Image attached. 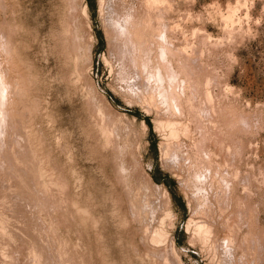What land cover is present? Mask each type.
I'll list each match as a JSON object with an SVG mask.
<instances>
[{"label":"rangeland","instance_id":"rangeland-1","mask_svg":"<svg viewBox=\"0 0 264 264\" xmlns=\"http://www.w3.org/2000/svg\"><path fill=\"white\" fill-rule=\"evenodd\" d=\"M0 152V264H264V0H0Z\"/></svg>","mask_w":264,"mask_h":264},{"label":"bare ground","instance_id":"bare-ground-1","mask_svg":"<svg viewBox=\"0 0 264 264\" xmlns=\"http://www.w3.org/2000/svg\"><path fill=\"white\" fill-rule=\"evenodd\" d=\"M101 2H102V1H101ZM101 2H100V3H101ZM103 2H104V1H103ZM101 4H102V3H101ZM102 5L104 6V4H102ZM85 6H86V5H85ZM86 8H87V7H86ZM86 8H85V9H86ZM85 12H86V11H85ZM128 19H129V18H128ZM128 19H127V20H128ZM130 20H131V18H130ZM132 20H133V19H132ZM132 20H131V22H132ZM146 20H147V19H146ZM125 22H126V20H125ZM128 22H129V21H128ZM131 22H130V23H131ZM134 22H135V21H134ZM145 22L147 23V21H145ZM136 23H137V22H136ZM143 23H144V22H143ZM149 23L151 24L150 21H149ZM127 24H128V23L126 22L125 25L127 26ZM131 25H132V24H131ZM133 25H134V24H133ZM147 25H148V23H147ZM147 25H146V26H147ZM136 26H137V25H136ZM138 26H140V24H139ZM138 26H137V27H138ZM128 27H129V26H128ZM133 27H135V25H134ZM125 28L127 29V27H125ZM130 29H131V28H130ZM123 30L126 32V30H125L124 28H123ZM122 32H123V31H122ZM128 32H129V29H128ZM130 32H131V30H130ZM130 32H129V33H130ZM162 32H163V31H162ZM122 34H124V32H123ZM125 35H126V34H125ZM150 38H151V37H150ZM150 41H151V40H150ZM150 41H149V42H150ZM152 41H153V39H152ZM152 41H151V43H153ZM136 42H137V41H136ZM149 42H148V43H149ZM153 44H154V43H153ZM141 45H142V44H141ZM145 45H146V44H145ZM145 45H144V47H145ZM151 45H152V44H151ZM151 45L149 44L148 46H151ZM148 46H146L144 49L146 50ZM141 47L143 48V46H141ZM148 48H150V47H148ZM147 50H148V49H147ZM146 53H147V52H146ZM124 56H125V55H124ZM126 56H127V55H126ZM122 57H123V56H122ZM125 58H126V57H125ZM128 58H129V57H128ZM130 60H132V58H131ZM168 64H170V63H168ZM134 65H135V64H134ZM166 65H167V64H166ZM170 65L172 66V64H170ZM171 66H168V67H171ZM164 67H165V66H164ZM168 67H167V68H168ZM167 68H165V69H167ZM169 69H171V68H169ZM173 69H174V68H173ZM173 69H172V70H173ZM172 70H170V72H172ZM166 71H167V70H166ZM166 71H165V72H166ZM168 71H169V70H168ZM175 72H176V71H175ZM175 72H174V73H175ZM151 73H152V72H151ZM154 73H155V72H154ZM157 73H158V72H157ZM159 73H160V72H159ZM163 73H164V72H163ZM174 73H173V74H174ZM134 74H135V72H134ZM155 74H156V73H155ZM166 74H167V73H166ZM166 74H164V75H166ZM176 74H177V73H176ZM167 76H168V75H167ZM174 76H176V75H174ZM165 77H166V76H165ZM166 78L168 79L169 77H166ZM166 78H164V79H166ZM170 78H172V76H171ZM173 79H174V78H173ZM168 80H169V79H168ZM168 80H165V81H168ZM170 80H172V79H170ZM174 81H175V79H174ZM174 81H173V82H174ZM170 82H171V81H170ZM177 86H178V85H177ZM178 87H179V86H178ZM182 88H185V87L183 86ZM171 90H172V89H171ZM184 91H185V90H184ZM171 92H172V91H171ZM175 94H176V93H175ZM207 94H208V93H207ZM209 94H211V93H209ZM205 95H206V94H205ZM205 97H206V96H205ZM195 111H196V110H195ZM193 112H194V110H193ZM195 113H196V112H195ZM194 115H195V114H194ZM197 115H198V114H197ZM6 116H7V115H6ZM6 118H7V117H6ZM6 118H4L5 121H6ZM7 119H8V118H7ZM167 120H169V119H167ZM165 121H166V120H165ZM7 122H8V121H7ZM7 122H5V123H7ZM169 122H170V120H169ZM169 122L167 121V123H169ZM160 123H161V122H160ZM172 123H173V122H172ZM8 124H9V123H8ZM170 124H171V123H170ZM168 125H169V124H168ZM174 125H175V124H174ZM170 126H172V124H171ZM168 128H169V127H168ZM171 128H172V127H171ZM9 129H10V128H9ZM18 130H19V129H18ZM18 130H17V131H18ZM172 130H173V131H172ZM13 131H14V130H13ZM171 131H172V133H174V129H173V128L171 129ZM171 131H170V132H171ZM104 132H105V131H104ZM13 133H14V132H13ZM13 133H12V134H13ZM175 133H176V132H175ZM10 135H11V134H10ZM164 135H168L167 132H166V134H164ZM103 136H104V135H103ZM12 137H13V136H12ZM164 137H165V136H164ZM21 138H23V136H21ZM8 139H9V138H8ZM18 139H19V138H18ZM10 140H11V139H10ZM108 140H109V139H108ZM6 141H8V140H6ZM16 141H18V140H16ZM16 141H15V143H16ZM167 141H168V140H167ZM164 142H165V141H164ZM170 142H171V141H170ZM165 143H166V142H165ZM9 144H10V143H9ZM18 144H19V143H18ZM162 144H163V143H162ZM12 145H15V144H12ZM172 145H173V144H172ZM10 146H11V145H10ZM15 146H16V145H15ZM167 148H169V147H167ZM167 148H166V149H167ZM19 149H20V147H19ZM162 149H163V147H162ZM21 150H22V148H21ZM163 150H164V149H163ZM171 150H172V148H171ZM13 151H14V150H13ZM16 151H17V150H16ZM23 151H24V150H23ZM5 152H6V151H5ZM162 152H163V151H162ZM0 153H1V152H0ZM3 153H4V151H2L1 156L3 155ZM8 153H9V152H8ZM11 153H12V152H11ZM11 153H10V154H11ZM169 153H170V152H169ZM5 154H6V153H5ZM5 154H4V155H5ZM13 154H15V152H14ZM6 155H7V154H6ZM195 155L197 156V151H196ZM10 156L13 158L12 155H10ZM10 156L8 155V156H7V159H8ZM20 156H21V155H20ZM162 156H164V154H163ZM198 156H199V155H198ZM198 156H197V157H198ZM2 157H3V156H2ZM11 157H10L8 160H10ZM165 157H166V156H165ZM0 158H1V157H0ZM19 158H20V157H19ZM169 158H170V157H168V159H169ZM198 158H199V157H198ZM198 158H197V159H198ZM2 159H5V160H6V157L4 156V158H1L0 161H2ZM5 160H3V161L5 162ZM6 161H7V160H6ZM16 161H17V160H16ZM26 161H27V160H26ZM4 162H2V163H4ZM8 162H9V161H8ZM8 162H7V164H8ZM10 162H14V161H12V159H11ZM11 164H12V165H11V167H12L14 164H13V163H11ZM15 164H16V163H15ZM5 165H6V163H5ZM6 166H8V165H6ZM19 166H20V165H19ZM11 167H10V169H11ZM0 168H1V165H0ZM16 168H17V167H16ZM10 169H9V170H10ZM7 170H8V169H7ZM121 176H122V175H121ZM122 179H123V177H122ZM38 181H40V180H38ZM2 185H3V184H2ZM2 185H0V187H2ZM4 186H5V184H4ZM4 186H3V187H4ZM7 186H8V185H7ZM3 187H2V189H1L2 191H0V194H1V192L4 193L3 191L6 190V189H5L6 187H4V189H3ZM7 189H10L9 186L7 187ZM11 189H12V188H11ZM11 189H10V191L13 190V189H12V190H11ZM128 191H129V190H128ZM10 194H12V193H10ZM10 194L8 195V197H6V195H5V197L9 199ZM48 194H49V193H48ZM129 194H130V193H129ZM1 195H2V194H1ZM1 195H0V196H1ZM3 195H4V194H3ZM3 195H2V197H4ZM10 197H11V196H10ZM12 197H13V196H12ZM12 197H11V198H12ZM11 198H10V199H11ZM2 199H3V198H2ZM2 199H1V201H2ZM4 200H6V199H4ZM130 200H132V199H130ZM132 201H133V200H132ZM7 202H8V201H7ZM7 202H6V204H7ZM137 202H138V201H137ZM137 202H136L135 204H138V203H139V202H138V203H137ZM2 203H3V201H2ZM131 203H132V204H131L130 207H132V205L134 204L133 202H131ZM0 205H2V204H0ZM140 205H142V207H144L142 203H141ZM3 206H4V205H3ZM3 206H2V208H3ZM133 206H134V205H133ZM135 206H136V205H135ZM138 206H139V204H138ZM140 207H141V206H140ZM142 207H141V208H142ZM2 208H0V210H1ZM4 209H5V208H3L2 210H4ZM131 209H132V208H131ZM133 209H135V207H134ZM133 209H132V210H133ZM139 209H140V208H139ZM139 209H138V210H139ZM136 210H137V209H136ZM140 210H142V209H140ZM143 210H146V209H143ZM4 211H5V210H4ZM4 211H3V212H4ZM21 211H23V209L20 210V212H21ZM130 211H131V210H130ZM23 212H24V211H23ZM134 212H135V211H134ZM139 212H140V211H139ZM0 213H1V212H0ZM14 213H16V212H14ZM14 213H13V214H14ZM17 213L20 214V215H23V213H22V214L19 213V212H17ZM132 213H133V211H132ZM135 213H136V212H135ZM18 214H17V217L19 216ZM24 214H25V213H24ZM15 215H16V214H15ZM134 215H135V214H134ZM0 216H1V215H0ZM6 216H7V214H6ZM6 216H4V219H5V218H6V219H7V218H10L9 215H8V217H6ZM14 217H16V216H14ZM14 217H12V218L14 219ZM17 217H16V218H17ZM20 217H23V216H20ZM20 217H19L18 219H21ZM16 218H15L14 220L11 219V222L17 220ZM2 219H3V216H2ZM4 219H3V224H4V222H6ZM7 220H8V219H7ZM191 220H192V219H191ZM191 220H190V221H191ZM188 222H189V221H188ZM1 223H2V222H1ZM191 223H192V221H191ZM7 224H8V223H6L5 225H7ZM11 224H12V223H11ZM11 224H10V225H11ZM15 224H16V223H15ZM189 224H190V223H189ZM10 225H8V226H10ZM196 225H198V223H197ZM198 226H199V225H198ZM202 226H204V225H201V227H202ZM1 227H2V226H1ZM1 227H0V228H1ZM3 227L5 228L4 225H3ZM189 227H190V225H188V228H189ZM6 228H7V227H6ZM10 228H11V226H10ZM147 228H148V227H147ZM157 228H158V227H157ZM188 228H187V229H188ZM197 228H198V227H197ZM199 228H200V226H199ZM158 229H159V228H158ZM189 229H190V228H189ZM201 229H202V228H200V230H201ZM1 230H2V229H1ZM8 230H9V227H8ZM8 230L6 229V231H8ZM198 230H199V229H198ZM205 230H206V229H205ZM156 231H157V230H156ZM160 231H161V230H160ZM201 231H202V230H201ZM203 231H204V230H203ZM206 231H208V230H206ZM4 232H5V229H4ZM4 232H2V233L4 234ZM10 232H11V231H10ZM154 232H155V231H154ZM195 232H196V231H195ZM197 232H200V231H197ZM0 234H1V233H0ZM3 234H2V235H3ZM8 234H9V233H8ZM13 234H14V236L16 237V233L13 232ZM154 234H155V233H154ZM5 235H7V234H5ZM11 235H12V234H11ZM11 235H10V236H11ZM159 235H160V233H159ZM7 236H9V235H7ZM10 236H9V237H10ZM14 236H12V237L14 238ZM17 236H18V235H17ZM157 236H158V235H157ZM161 236H162V234H161ZM163 236H165V235H163ZM0 237H1V236H0ZM2 237H3V236H2ZM9 237H6L5 239L8 238V240L11 241L13 238L11 239V237H10V239H11V240H10ZM34 237H35V236H34ZM152 238H153V237H152ZM156 238H157V237H156ZM35 239L38 241L39 238L37 239V237H35ZM35 239H34V241H35ZM153 239H154V238H153ZM2 240H3V238H2ZM8 240L3 241V242L5 243V242H7ZM14 240H15V239H13V241H14ZM151 240H152V239H151ZM157 240H158V239H157ZM160 240H163V239L161 238V239H159V241H160ZM32 241H33V240H32ZM0 242H1V241H0ZM3 242H1V243H3ZM8 243H9V242H8ZM8 243H6V244H8ZM36 243H38V242H36ZM39 243L41 244L40 241H39ZM11 244H12V242H11ZM11 244L9 243V245H11ZM13 244H14V242H13ZM40 244H39V245H40ZM9 245H8V246H9ZM14 245L16 246V243H15ZM32 245H34V244H32ZM39 245H38V248H39ZM41 245L44 247L43 244H41ZM1 246H2V245H1ZM1 246H0V247H1ZM12 246H13V245H12ZM15 246H13V247H10V246H9L10 248L8 247V249L16 248ZM34 246L37 248L36 244H35ZM42 246H41V247H42ZM2 247H3V246H2ZM35 247H33V248H35ZM4 248H5V247H4ZM45 248H47V247H44V249H45ZM1 249H2V248H1ZM12 249H11V250H12ZM39 249L42 250V248H39ZM39 249H38V250H39ZM47 249H48V248H47ZM47 249H46V250H47ZM3 250H4V249H3ZM14 250H17V248L14 249ZM33 250H34V249H33ZM8 251H10V250H8ZM17 251H18V250H17ZM19 251H20V250H19ZM19 251H18L19 254H18L17 252L13 251V252H15L14 255H15L16 253L18 254V255L16 254L15 257H20V252H19ZM11 252H12V251H11ZM11 252H10V253H11ZM39 252H40V251H39ZM43 252L45 253V250H44ZM6 253H7V252H6ZM36 253H37V251H36ZM44 253L41 252L42 255H43ZM45 254L47 255V253H45ZM10 255H11V254H10ZM12 255H13V253H12ZM37 255H38V254H37ZM49 256H50V253H49ZM5 257L7 258L8 256H5ZM15 257L13 256V257H11V259H12V258H15ZM39 257L41 258L40 254H39ZM45 257H46V256H45ZM45 257H44V255H43V259H44ZM3 259H4V257H3ZM8 259H9V258H8ZM16 259H19V258H16ZM16 259H14V261H15ZM21 259H22V255H21ZM21 259H20V260H21ZM38 259H39V258H38ZM47 259H49L48 256H47ZM67 259H68V258H67ZM69 259H70V258H69ZM4 260H6V259H4ZM12 260H13V259H12ZM45 260H46V259H45ZM10 261H11V260H10ZM16 261H17V260H16ZM18 261H19V260H18ZM47 261H49V260H47ZM66 261H68V260H65V262H66ZM69 261H70V260H69ZM1 262H3V260H1ZM1 262H0V263H1ZM47 263H48V262H47ZM47 263H46V264H47ZM49 263H50V261H49ZM6 264H7V262H6ZM23 264H25V263H23ZM69 264H70V262H69Z\"/></svg>","mask_w":264,"mask_h":264}]
</instances>
